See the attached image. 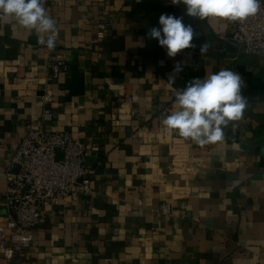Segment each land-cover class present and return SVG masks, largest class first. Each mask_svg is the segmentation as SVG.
Listing matches in <instances>:
<instances>
[{"label":"crops","instance_id":"0c3cea01","mask_svg":"<svg viewBox=\"0 0 264 264\" xmlns=\"http://www.w3.org/2000/svg\"><path fill=\"white\" fill-rule=\"evenodd\" d=\"M45 8L68 64L49 83L50 51L38 34L0 23V201L13 152L39 125L45 90L54 113L47 128L87 145L96 192L51 207L31 245L10 262L0 253V264H264V60L224 40L234 23L190 17L171 0H60ZM162 14L183 17L196 47L171 58L149 38ZM224 68L243 78V117L205 154L193 153L194 142L156 118L176 110V90ZM6 220L0 205V227Z\"/></svg>","mask_w":264,"mask_h":264},{"label":"built area","instance_id":"2783aa9c","mask_svg":"<svg viewBox=\"0 0 264 264\" xmlns=\"http://www.w3.org/2000/svg\"><path fill=\"white\" fill-rule=\"evenodd\" d=\"M57 1L60 0H46L44 6L53 8ZM233 23L235 32L224 40L235 43L240 52L264 60V0L256 15ZM97 27L106 28L104 23ZM59 31L56 23L57 38ZM67 69L64 53L56 48L51 50L46 81L58 79ZM127 101L132 103L130 97ZM52 102L51 93L45 90L40 97L39 125L28 127L5 171L7 186L0 205L7 220L0 227V253L8 262L31 245L34 229L43 223L51 207L87 200L96 192L92 186L93 171L85 163L87 145L67 132L47 128V123L54 119ZM171 111L169 107L160 111L156 118L160 124L162 115ZM208 147L195 144L192 152L205 154ZM198 158L203 160V157ZM161 211L169 214L171 206L164 203Z\"/></svg>","mask_w":264,"mask_h":264},{"label":"clouds","instance_id":"9594fccd","mask_svg":"<svg viewBox=\"0 0 264 264\" xmlns=\"http://www.w3.org/2000/svg\"><path fill=\"white\" fill-rule=\"evenodd\" d=\"M46 0H0V23L15 21L21 28L35 31L38 44L53 50L56 46V21L46 8ZM172 4L186 6V15L204 20L220 18L231 22H243L256 15L262 0H171ZM159 28L153 27L147 35L158 40L167 55L174 58L182 50L195 48V33L191 25L183 23V17L162 14ZM46 37V38H45ZM208 44L200 46L201 54ZM179 64L175 71H180ZM169 83H174L170 78ZM244 81L241 75L224 68L194 78L183 89L176 90L175 109L162 115L161 124L169 132L199 146L215 144L224 140V128L243 117L247 100L241 89Z\"/></svg>","mask_w":264,"mask_h":264}]
</instances>
